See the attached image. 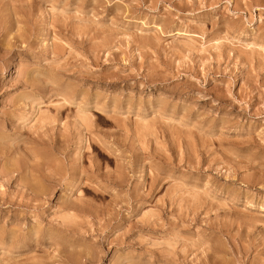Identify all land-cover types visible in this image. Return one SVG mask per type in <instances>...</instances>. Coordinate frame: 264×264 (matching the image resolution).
Returning <instances> with one entry per match:
<instances>
[{"label":"rangeland","instance_id":"rangeland-1","mask_svg":"<svg viewBox=\"0 0 264 264\" xmlns=\"http://www.w3.org/2000/svg\"><path fill=\"white\" fill-rule=\"evenodd\" d=\"M0 264H264V0H0Z\"/></svg>","mask_w":264,"mask_h":264},{"label":"bare ground","instance_id":"bare-ground-1","mask_svg":"<svg viewBox=\"0 0 264 264\" xmlns=\"http://www.w3.org/2000/svg\"><path fill=\"white\" fill-rule=\"evenodd\" d=\"M16 23H17V22H16ZM17 24H18V23H17ZM17 24H16V25H17ZM1 31H2V30H1ZM21 42H22V41H21ZM16 66H17V65H16ZM10 175H11V173H10ZM9 178H10V177H9ZM3 180H4V179H3ZM18 185H19V184H18ZM20 188H21V187H20ZM152 191H153V190H152ZM45 194H46V193H45Z\"/></svg>","mask_w":264,"mask_h":264}]
</instances>
